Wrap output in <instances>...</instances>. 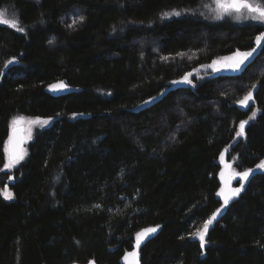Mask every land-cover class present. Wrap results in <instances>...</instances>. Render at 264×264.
I'll return each mask as SVG.
<instances>
[{
  "label": "trees",
  "instance_id": "16d2710c",
  "mask_svg": "<svg viewBox=\"0 0 264 264\" xmlns=\"http://www.w3.org/2000/svg\"><path fill=\"white\" fill-rule=\"evenodd\" d=\"M208 1L0 0L24 29L0 24V191L13 193L0 195V264H120L147 228L140 264H264V47L240 75L209 67L263 28L212 19ZM59 80L80 91L52 97ZM253 85L252 106H232ZM15 117L53 121L9 171ZM223 149L253 172L201 248L193 233L221 208Z\"/></svg>",
  "mask_w": 264,
  "mask_h": 264
},
{
  "label": "snow or ice",
  "instance_id": "6c2138e0",
  "mask_svg": "<svg viewBox=\"0 0 264 264\" xmlns=\"http://www.w3.org/2000/svg\"><path fill=\"white\" fill-rule=\"evenodd\" d=\"M216 9L214 10L216 12V18H223V15L225 14H231L232 12H235L237 14H243L247 13L251 19L264 21V6H261L259 4H255L250 2V0H215ZM176 15H179V13H175ZM167 15V14H165ZM83 20V17L80 18ZM0 23L6 24L11 26L12 28H16L19 31L23 32V27H19V22L16 19H8L5 18V13L3 11H0ZM262 42H264V32H260L255 37V43L257 47H260ZM51 43V42H50ZM256 48H252L251 51L247 52H240L237 51L233 56L231 57H225L223 58V63L221 64L222 67L232 69V70H239L242 65L245 64V62L253 55V53L256 51ZM13 61H8L9 64H11ZM218 62L214 61L213 65H216ZM213 65H210L209 67H213ZM7 67V65H5ZM214 70H218L217 68H214ZM191 75V73H188L183 78V82L185 83H191V80L188 78ZM54 91H60L65 90L67 88V85H65L62 81L59 82L56 85L50 86ZM253 88L255 85L252 86ZM252 92L249 91L241 100L237 101L241 106L247 107L248 102L252 100ZM154 99V98H153ZM147 103V102H146ZM256 117V112H252L251 117H249V120L254 119ZM24 122L23 117H17L14 118L12 121V131L13 134L9 137V147L6 148V151L8 152V163L5 164V168L11 169L15 167L23 158H24V151L22 148L19 147L20 141L17 139L16 133L18 131L17 126ZM31 123H36L40 125L47 124V120H41L40 118H36L35 120L28 121ZM248 124V121H241L239 124V131L237 132V136H243L245 135V125ZM223 159V155H222ZM258 169L264 170V161H261L256 166ZM226 168H231V165H226ZM253 172L252 169H246L243 172H235L232 171L229 173V179H231L233 176H239L240 177V187L238 188H229L227 191H225L224 188L220 190L218 195L223 197L224 205H227L231 199L238 196L241 192V190L244 187L243 181H246L249 177V175ZM221 177H224V173H221ZM0 195H2L5 199H12L13 193L8 190L7 186L0 191ZM223 207V206H222ZM220 209H217L216 212H214L202 225L201 228L197 229L195 233H193L194 236L198 237L200 241V247L203 248L205 246L206 240L205 237L207 235L209 226L213 224V222L217 218V214L220 213ZM155 228H147L143 229L141 232L136 234V249L140 247V244L144 238H146L150 233L155 232ZM138 253L136 251H133L131 253H128L124 259L126 261V264H139L137 259ZM90 264H94V262H90Z\"/></svg>",
  "mask_w": 264,
  "mask_h": 264
},
{
  "label": "water",
  "instance_id": "95a60500",
  "mask_svg": "<svg viewBox=\"0 0 264 264\" xmlns=\"http://www.w3.org/2000/svg\"><path fill=\"white\" fill-rule=\"evenodd\" d=\"M261 32H264V27H263V30ZM259 34V33H258ZM257 34V35H258ZM256 35V36H257ZM255 36V37H256ZM264 47V42H262L261 46L260 47H257L256 46V43H255V38H254V42H253V46L249 49H245V50H242L240 52H247V51H251L252 48H256L257 50L253 53V55L245 62L244 65L241 66V68L239 70H232V69H228V68H224L221 66V64L224 62H218L215 66V68H217L219 71L225 73V74H229V75H240L241 73L244 72V70L250 66L252 63L255 62V60L258 58V56L261 54V51ZM237 52V51H236ZM235 52V53H236ZM235 53L231 54L229 57L233 56ZM188 73H193V70L188 72ZM186 73V74H188ZM185 74V75H186ZM185 75L177 80H174V81H171L170 84L164 88L163 90H161L160 92H158L157 94L153 95V96H150L146 99H144L143 101H141L137 107V110L138 111H143V110H146V109H149L151 107H153L154 105H156L157 103H159L160 101H162V99L171 91H174L176 89H179V88H184L187 86L188 83H185L183 82V78L185 77ZM190 77V76H189ZM188 77V78H189ZM62 80H59V81H55V82H52L51 84L48 85V93L52 96V97H60V96H64V95H68V94H71V93H76V92H79L80 91V88H77V87H73V86H70V85H67L64 81H62L65 85H67V88L65 90H60V91H54L50 86L52 85H56L58 84L59 82H61ZM257 89V86H255L254 88L251 89V92H252V97L254 96L255 94V91ZM154 98V99H153ZM253 100V98H252ZM251 101V100H250ZM147 102V103H146ZM232 106L234 107H237L238 109L240 110H243L244 107L241 106L239 103L234 102L232 104ZM88 116V115H87ZM86 117V116H84ZM241 121H246L244 119L240 120ZM239 122V124H240ZM239 124H238V131H239ZM249 123L247 125H245V130L246 128L248 127ZM18 131L16 133V136H17V139L20 141V144H19V147L23 149L24 147V144H25V136H24V128L22 126H18ZM13 134V131H12V128L10 129L9 131V134H8V137H7V140H6V148L9 147V144H8V141H9V137ZM244 136V135H243ZM243 136H236V139H240L242 138ZM7 153V160H8V152L6 151ZM222 155H223V159H222ZM219 164H220V171L218 173V178H219V181H220V187L219 189L217 190V198L222 202L221 204V208H220V213L217 214V218H220L223 213L225 212L226 208L228 207V205L233 201L235 200L243 191H244V188L245 186L243 187V189L241 190L240 194L236 197H234L233 199H231L229 201V203L227 205H224V200H223V197L218 195V193L220 192V190L222 188L225 189V191H227L229 188H238L240 187V184H241V181H240V177L239 176H233L231 179H229V173L234 171L233 168H232V165L231 163L227 160L226 158V149H223L220 157H219ZM226 165H231V168H226ZM224 173V177L222 178L221 177V173ZM236 172V171H235ZM243 172V171H242ZM243 184H244V181H243ZM223 206V207H222ZM216 218V219H217ZM153 233H150L146 238H144L140 244V247L138 249H136V239H135V242L133 244V248L127 252L121 259L120 261V264H126V261L124 259V257L128 254V253H131L133 251H136L138 253V256H137V259H138V262L140 264V256H139V250L141 248V246L147 241L149 240V238L152 236ZM90 262H94L92 260H89L88 262L86 263H83V264H90ZM73 264H80V263H73ZM95 264V262H94Z\"/></svg>",
  "mask_w": 264,
  "mask_h": 264
},
{
  "label": "rangeland",
  "instance_id": "374dc122",
  "mask_svg": "<svg viewBox=\"0 0 264 264\" xmlns=\"http://www.w3.org/2000/svg\"><path fill=\"white\" fill-rule=\"evenodd\" d=\"M250 2L255 3V4H259L261 6H264L263 3H262V0H250ZM207 6L210 8L212 19L213 18H215V19H221L223 22H225V24L234 25V26L235 25L239 26V25H242V24H244V25L245 24H252V25L257 26L259 28L260 27L261 28L264 27V21H259V20L251 19L250 16L246 12L243 13V14H237L235 12H232L231 14H225V15H223V18H216V12L214 11L216 9L215 0H209L208 3H207ZM0 11H3V10H0ZM3 12L5 13V18L12 19L7 14L6 11H3ZM0 24L6 25V24H3V23H0ZM7 26H9V25H7ZM217 62H223V59L222 60H219ZM213 68H215V67L213 66ZM216 71H219V70H216ZM251 89L249 91H251ZM242 98L238 99L237 101L241 100ZM252 104H253V100L249 101L248 102V106L247 107H244L243 110H247L249 107L252 106ZM15 118H17V117H15ZM13 119H12V121H13ZM35 119L36 118H34V119L24 118V122L18 125V126H22L24 128L25 143H27L31 139V137L33 135L34 128H36V127H46V126L50 125L52 123V121H53L52 119H41V120H47L48 121V123L47 124H44V125H40V124H36V123H31L30 124L28 122V121L35 120ZM12 121H11V124H10V128H12ZM23 151H24V155H25L24 147H23ZM6 159H7V154H6ZM6 163H8V160L6 161ZM13 168H11V169H7L6 168V169L9 170V171H11Z\"/></svg>",
  "mask_w": 264,
  "mask_h": 264
},
{
  "label": "flooded vegetation",
  "instance_id": "af4514ba",
  "mask_svg": "<svg viewBox=\"0 0 264 264\" xmlns=\"http://www.w3.org/2000/svg\"><path fill=\"white\" fill-rule=\"evenodd\" d=\"M229 57V56H228Z\"/></svg>",
  "mask_w": 264,
  "mask_h": 264
}]
</instances>
